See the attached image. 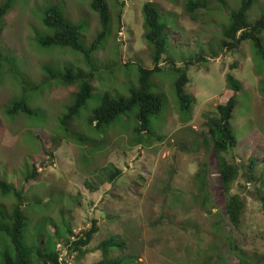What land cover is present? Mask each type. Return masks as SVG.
<instances>
[{
  "label": "rangeland",
  "instance_id": "1",
  "mask_svg": "<svg viewBox=\"0 0 264 264\" xmlns=\"http://www.w3.org/2000/svg\"><path fill=\"white\" fill-rule=\"evenodd\" d=\"M107 1L111 32L93 55L97 68L91 81L93 98L66 131L60 119L77 84L50 80L37 92L29 90V106L41 111L42 119L13 117L6 109L23 93L15 72L35 86L47 79L45 66L89 73L91 67L81 54L68 48L42 49L35 35L46 33L42 9L59 4L70 21L86 23L82 40L88 47L100 30L97 14L87 0H18L3 18L0 52L14 60L16 69L6 68L0 79V176L23 190L26 204L38 199L46 202L42 209H26L34 222L47 218L62 228L65 219L73 234L79 235L97 220L99 230L86 254L80 256L58 245L63 264L95 263L101 258L97 244L109 236L125 241V254L133 264H208L213 255H219L223 264H240V256L250 264L264 263V208L257 192L261 183L250 180L246 169L239 170L231 191L242 199L243 210L239 226H233L225 211L217 157L204 140L206 115L234 93L226 81L231 73L242 85L231 121L238 143L225 155L243 164L253 159L256 176L264 171V94L260 90L264 68L250 42L234 51L219 46L221 27L239 0H225V4L207 0L206 9L196 13L187 12L185 0H120L125 3L122 8L114 0ZM146 2L155 4L173 22L169 34L177 67L198 53L206 61L188 70L185 90L194 98L188 117L176 104L175 76L162 62L164 71L152 83L155 92L165 97V109L153 124V133L143 131V143H138L133 118L99 134L88 124V116L105 91L128 95V88L137 82L138 64L152 67L151 48L143 37ZM263 12L264 0H257L249 20ZM202 163L207 165L210 212L196 195L194 176ZM33 169L37 178L27 181V172ZM115 171L119 174L110 179ZM0 204L11 208L14 197L0 196ZM48 230L53 227L49 225Z\"/></svg>",
  "mask_w": 264,
  "mask_h": 264
},
{
  "label": "trees",
  "instance_id": "2",
  "mask_svg": "<svg viewBox=\"0 0 264 264\" xmlns=\"http://www.w3.org/2000/svg\"><path fill=\"white\" fill-rule=\"evenodd\" d=\"M90 8L97 14L100 30L92 43L85 47L82 40V31L86 28L85 22L73 23L64 13L59 4L46 5L42 9V24L46 33H36L35 40L42 49L68 48L85 58L86 64L91 67L89 73H83L72 67H64L58 70L53 66H45L48 73L47 79L41 86L31 85L21 78L16 70L15 78L20 81L23 93L15 98L6 112L10 116L19 114L28 119H42L41 111L34 110L29 106V90L37 92L42 86L50 84V80L63 83L64 85L77 84L78 90L72 96V102L66 107L60 123L64 131L68 125L80 116L81 111L93 98V87L91 84L94 72L97 71L92 59L93 55L100 49V46L109 37L111 32V10L107 0H87ZM122 8L124 2L114 0ZM225 4V0H218ZM18 0H4L0 4V32L3 29V18L14 7ZM257 0H239L238 7L229 13L228 23L221 27L220 48L234 51L243 42H250L254 54L261 61V68H264V12L255 20H249V12ZM185 9L189 13H196L200 9H206L207 0H185ZM143 15V37L151 48L152 67L147 68L137 65V82L128 88V95L119 92L105 91L97 99V105L91 110L88 116V124L96 133L105 134L108 128L115 124L129 120L135 121L134 132L138 136V143H143L142 132L147 135L153 133V124L160 118L165 109V97L155 92L152 83L153 77L162 73L164 68L162 62L168 64V69L173 72L175 80L173 91L180 113L188 117L191 112L194 98L189 95L185 87L189 82L188 70L191 65L197 62H205L201 53L189 59H185L183 67L176 65V52L171 47L169 29H173L171 19L163 16L159 9L152 2H146L142 6ZM120 18L121 15H118ZM118 18V20H119ZM2 57L0 52V79L7 69H16V64L9 56ZM183 55L180 54L179 59ZM227 86L234 92L224 104L216 106L214 112L206 115L207 133L204 136L206 144L211 145L218 162L220 180L225 190V211L230 223L238 227L242 216L243 201L236 193H232V183L238 177L239 170L246 169V175L252 181L261 184L257 189L261 206L264 208V171L259 176L254 174L255 161L249 159L248 164L237 163L228 160L226 153L235 148L238 143L237 134L232 125L233 111L237 105V93L241 90L240 81L231 73L226 75ZM35 86V87H34ZM260 90L264 94V79L260 83ZM207 165L202 163L196 172L194 179L198 189L197 198L202 208L207 212V205L210 201V194L206 181ZM119 172L110 174V179L117 177ZM37 178L35 169L27 172V181ZM23 190L17 189L13 183L8 182L0 176V196L11 195L14 197V204L11 208L0 204V264H63L61 250L58 245L66 246L69 252L77 253L80 256L86 254L88 246L94 235L98 232L97 220H92L89 228L79 235H74L68 221L64 220L63 227L57 226L47 218L38 219L36 222L29 218L27 208L36 207L42 209L46 202L42 199L34 200L33 204H26L23 201ZM52 202V200L47 201ZM51 225L53 230H48ZM101 258L93 264H133L132 258L125 254L126 243L119 236H109L101 240L96 247ZM119 253V254H116ZM243 254V252H242ZM209 257L208 264H223L218 255ZM240 264H250L244 257L240 256ZM264 264V263H259Z\"/></svg>",
  "mask_w": 264,
  "mask_h": 264
}]
</instances>
